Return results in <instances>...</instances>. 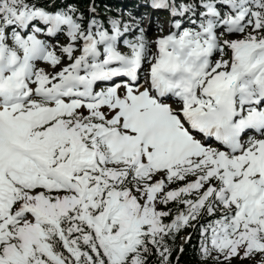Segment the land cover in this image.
Returning a JSON list of instances; mask_svg holds the SVG:
<instances>
[{
    "label": "snow or ice",
    "instance_id": "obj_1",
    "mask_svg": "<svg viewBox=\"0 0 264 264\" xmlns=\"http://www.w3.org/2000/svg\"><path fill=\"white\" fill-rule=\"evenodd\" d=\"M145 6L0 0V264H264V0Z\"/></svg>",
    "mask_w": 264,
    "mask_h": 264
},
{
    "label": "trees",
    "instance_id": "obj_2",
    "mask_svg": "<svg viewBox=\"0 0 264 264\" xmlns=\"http://www.w3.org/2000/svg\"><path fill=\"white\" fill-rule=\"evenodd\" d=\"M76 3L80 10L87 15L88 7L93 0H72ZM97 5V12L99 13V18L104 20L107 18L117 17L120 14L127 16L131 14L133 17L138 19L140 9L146 8L145 5L149 0H94ZM163 16H167V13L161 12ZM188 232L191 236V240H186L183 245H181V234ZM170 246L173 248V254L171 257V264H199L202 263L199 255V244L200 238L199 234L195 233L192 229H185L180 232L174 241H169ZM183 249V251H181Z\"/></svg>",
    "mask_w": 264,
    "mask_h": 264
},
{
    "label": "rangeland",
    "instance_id": "obj_3",
    "mask_svg": "<svg viewBox=\"0 0 264 264\" xmlns=\"http://www.w3.org/2000/svg\"><path fill=\"white\" fill-rule=\"evenodd\" d=\"M151 11H152V9L150 7H148V9L142 8V9H140L139 14L143 15V13H145V15L143 16V25L142 26H144L149 31L150 34L155 35L154 29L156 28V23L157 22H160V23L166 22L167 17L161 22L160 19H157V15H159L161 12L160 13L153 12V15H152V13L150 14ZM140 18H141V16L138 17V20ZM154 18H155V20H154ZM187 236H189L188 232L181 234V236H180L181 237V245H183L184 242L187 240V239H185V237H187ZM199 264H202V263H199ZM245 264H247V262H245ZM251 264H261V257L257 256L251 262Z\"/></svg>",
    "mask_w": 264,
    "mask_h": 264
}]
</instances>
